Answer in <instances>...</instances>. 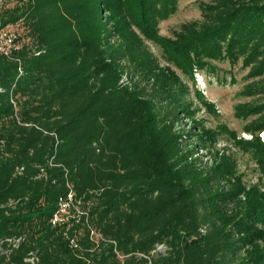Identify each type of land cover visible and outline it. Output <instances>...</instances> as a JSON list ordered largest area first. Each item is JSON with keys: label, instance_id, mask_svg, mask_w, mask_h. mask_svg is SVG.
I'll list each match as a JSON object with an SVG mask.
<instances>
[{"label": "trees", "instance_id": "trees-1", "mask_svg": "<svg viewBox=\"0 0 264 264\" xmlns=\"http://www.w3.org/2000/svg\"><path fill=\"white\" fill-rule=\"evenodd\" d=\"M180 1L0 0L20 41L0 55V241L21 239L0 264H264V185L217 148L225 135L264 177V0L203 1L163 36ZM218 62L248 69L249 139L197 118L187 81L228 83Z\"/></svg>", "mask_w": 264, "mask_h": 264}, {"label": "rangeland", "instance_id": "rangeland-1", "mask_svg": "<svg viewBox=\"0 0 264 264\" xmlns=\"http://www.w3.org/2000/svg\"><path fill=\"white\" fill-rule=\"evenodd\" d=\"M203 1L209 0H181L178 11L170 18L161 22L160 33L163 36L171 37L183 24L201 20L202 10L200 4ZM18 27L20 31H23L22 26ZM148 45L151 51L158 57L161 64L166 65V59L162 49L150 41H148ZM217 64L219 74L221 76L226 75L228 83L221 84L214 75L205 72H195L196 84L190 80L187 81L191 90L189 96L193 99L195 107L200 109L197 118L203 120L208 128L217 129L220 125H227L240 136L249 139L252 135L245 132L244 127L252 117L247 121H243L235 116L236 105L249 103L254 101V98L255 100L257 99V97H247L240 94L243 86L249 83V80L245 77L248 69L242 68V64L234 68L229 62H218ZM178 72L181 73L180 71ZM182 77L184 76L182 75ZM232 77H235L237 82L232 81ZM197 89L201 90L204 93L205 99L214 105L213 111H209L198 101L195 96ZM262 138L264 139L263 136ZM217 148L227 150L236 157L239 171L243 173L247 184L262 183L264 185V177L260 176V172L257 170V164L248 152L237 148L232 140L226 139L225 135H220ZM201 153H203L202 156L205 160L210 157L205 151H201Z\"/></svg>", "mask_w": 264, "mask_h": 264}, {"label": "built area", "instance_id": "built-area-1", "mask_svg": "<svg viewBox=\"0 0 264 264\" xmlns=\"http://www.w3.org/2000/svg\"><path fill=\"white\" fill-rule=\"evenodd\" d=\"M20 46V41H19V34L18 31L15 27L8 25L6 27L0 28V55H9L13 50L18 49ZM73 195H69V200H64L60 202L59 209L55 213L52 222L53 224H59L62 225L65 223V220L68 218L67 214L69 213L70 206H71V200ZM92 238L94 236L96 239H100L102 235L97 233L95 230L92 229L91 231ZM8 245L11 248H17L19 247V243L21 241L20 238L14 239V238H8ZM75 242V240H72ZM11 248L5 249L3 246V242L0 241V250L4 251L6 250L7 253L12 250ZM26 261L30 262L32 264H35L36 262L39 261L38 255L34 251L28 252L26 255Z\"/></svg>", "mask_w": 264, "mask_h": 264}, {"label": "bare ground", "instance_id": "bare-ground-1", "mask_svg": "<svg viewBox=\"0 0 264 264\" xmlns=\"http://www.w3.org/2000/svg\"><path fill=\"white\" fill-rule=\"evenodd\" d=\"M262 136L264 137V132H262Z\"/></svg>", "mask_w": 264, "mask_h": 264}]
</instances>
